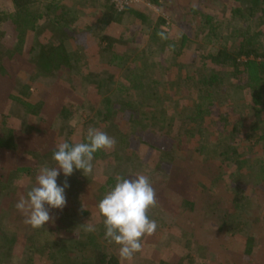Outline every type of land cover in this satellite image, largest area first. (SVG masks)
<instances>
[{"label": "rangeland", "instance_id": "obj_1", "mask_svg": "<svg viewBox=\"0 0 264 264\" xmlns=\"http://www.w3.org/2000/svg\"><path fill=\"white\" fill-rule=\"evenodd\" d=\"M34 1L38 10L49 14L46 13L47 4H51L53 0ZM60 2L61 7L56 13L57 20L53 21L52 18L47 17L40 21V25L47 28L41 35L42 38L45 37V43L58 45L61 41L64 42L68 54L65 56L71 59L68 62L62 61L58 69H55L57 65L53 62V73H48L50 74L48 76L39 73L40 76H36V79L32 66L23 65L21 68L22 64H13L16 71L20 69L21 73L17 74L12 70L14 76L12 89L10 83L6 85L11 92L18 96L22 94L24 99L32 103L39 99L43 89L45 91L42 94L46 92L45 98L48 100L60 94L59 98L61 97L62 100L60 98L59 101L62 105H71L73 108H70L73 114L63 119L48 108L45 120L41 118L43 115L26 114L24 109H21L17 131L22 133L21 136L18 135L22 148L15 155L14 167L7 172L10 176L16 173V178L11 188L12 195L6 204L9 210L4 208L7 211L3 215L5 238L13 240L12 247L20 257L18 264H63L64 261L59 263L57 261L63 258L60 254L63 247H70L79 255H84L83 252L87 250L95 254L97 249H101L110 256H116L120 264H241L242 260L237 255L241 254L243 257L242 251L246 249L247 237L254 238L253 245L259 253L255 264H264V193L255 187L257 172L251 168L250 173L242 175L236 167L225 169L217 163L219 158L216 152H220L219 148H225L229 143L221 140L217 132L220 127L223 128L225 121L222 122V119L227 118L225 113L230 110L229 108H226V111L220 109V113L215 114L214 129L210 126L213 123L212 119L205 128L202 126L207 131H204L205 136L210 138L212 136L211 144L213 142L218 144H212L207 150H200L195 155V151L199 150L198 146L184 137L185 143L180 147L185 149L180 155L182 154L184 158L191 156V162L206 172L202 174L200 169L197 177V182H205L206 188L209 187L207 195L199 202L200 209L197 215L187 213L182 208L180 195L167 177L170 168L147 156L144 158L145 154L140 150L151 144H157L153 141L150 143V140L158 139L163 131L159 121L167 119V116H161L164 110L168 112V116L176 118L196 100L199 89L196 82L188 78V75L194 74V77H198L195 68L198 60L202 54L213 52L206 46L197 44L194 38L191 46L185 50V55L175 60L172 52L163 49L166 43L161 40L152 42L149 35L150 28L162 24V20L164 22L161 26L162 30L173 37H178L184 32V26L192 22L198 26L205 24L209 26L206 21L212 15L218 22L225 24L230 16V8L239 5L234 0H159L158 5L153 0H61ZM112 5L118 13L125 11L126 8L141 11L145 17L152 20L151 26L150 21L143 24L134 23L131 16L122 15L119 18L120 24L117 25V22L109 27H103L98 23V16L102 12L111 10ZM193 7L197 10L201 9V15L194 16L190 9ZM14 11L12 0H0V14L8 15ZM242 24L241 32L248 36L253 32L264 34L263 14ZM228 28L229 33L232 32L235 24ZM126 32L130 35L127 40L122 36ZM134 35L141 38V41L139 42ZM103 38L106 40L103 44L105 50L97 53L96 44ZM122 40L125 43H122ZM132 41H135L133 46L137 47L136 53L131 49ZM232 41L231 39L229 43ZM213 53L215 54L216 50ZM216 68L222 69L218 66ZM222 71L224 86L221 94L225 98L233 96L228 98L230 104L234 103V107H237L236 113L240 118L243 115L242 119L236 115H233V119H229L231 125H234L232 120L237 125V131H229L232 134L230 139L240 147L241 161L263 160L264 141L259 143L256 141L258 137L264 135V112L259 119L250 117L248 113L251 96L244 85L245 82L233 77L230 69H222ZM54 79L69 86L62 87L59 84L52 86L51 82ZM141 80H144L145 84L159 80L161 91L159 100L153 99L150 103L143 101L144 104L139 102L143 105L138 107V110L126 108L123 101H127V97L136 91L135 88ZM6 95L2 98L5 103H7ZM136 95L140 98L143 90L137 89ZM148 105L158 112L154 124L155 131L148 134V131L142 132L141 127H130V129L125 127L128 118L126 112H137L140 117H144L145 114L141 115L140 111L144 112ZM112 109L118 114L109 115ZM89 127L98 128L114 137L116 140L114 149L100 150L104 155L98 157L100 159L94 158L91 175L85 176L82 170L74 169L73 174L67 177L70 185L65 189L67 204L63 210H50V215L55 217L54 222H48L40 229L25 224L24 216L16 209V203L21 197L27 198V192L35 185V177L41 165L47 163L49 166H56L51 151L44 149L43 145L51 143L55 145L63 141L70 144L86 142ZM133 133L140 136L145 133L146 136L138 137L137 141L135 139L131 144L130 137ZM126 134L128 135L124 138L123 135ZM251 135L253 138L248 140L247 137ZM177 136L179 137V134ZM122 139H125L123 143ZM38 141L43 143L40 144ZM127 141L129 146L132 145L134 148L127 147ZM204 158L206 159L203 160ZM16 168H26L29 171L17 173ZM220 173L224 175L216 181ZM130 174L148 176L155 188L157 206L150 209L148 214L157 222L158 227L154 234L143 238L141 252L136 253L131 261H122L119 256L120 246L105 239V227L98 203L114 187L117 176L127 177ZM64 180L65 176L61 171L57 178L58 185L63 186ZM216 191L221 193L222 204L218 206L221 217L226 210L229 211V208L235 209V202L238 204L245 195H247L245 203L248 202L238 213L231 210L235 216L229 217L227 226L220 232L217 231L216 223L219 218L214 217L216 211L214 209L208 211L205 208L208 203L207 197ZM251 220L254 229L249 232L242 231L240 226L242 221ZM88 221L95 225V232L84 230L82 225ZM86 237L93 238L89 243L91 246L86 248L83 245L80 249L81 239ZM58 249H61L59 253L56 252Z\"/></svg>", "mask_w": 264, "mask_h": 264}, {"label": "trees", "instance_id": "obj_2", "mask_svg": "<svg viewBox=\"0 0 264 264\" xmlns=\"http://www.w3.org/2000/svg\"><path fill=\"white\" fill-rule=\"evenodd\" d=\"M12 1L15 11L8 13V15L0 14V86L2 87V93L0 94V264H18L20 261L18 252H15L14 247H12L13 240L10 241V239L5 238L6 232L3 231L5 216L3 215L9 210L8 205L6 204L9 202V198L12 195L11 188L13 186V180L16 178V173H13V175L10 176L7 172L14 167L13 161L15 155L17 151L22 148V143L18 139V135L21 136L22 133L21 131H17V126L20 120L19 118L21 117V109H24L26 114L43 115V117H41L43 120L46 119L45 113L48 108H51V111H53L52 113L56 112V115L61 117V119L66 118V116H69L71 113L73 114V111L71 112V109H73L71 105L63 106L59 101L61 98H59L60 94L52 96V98H49L48 100V98H45L46 92L42 94L45 91V89H43L39 94V99L36 100L35 103H32L29 100L24 99L23 96H21L22 94L18 96L13 91L11 92L10 88L6 86L10 83L12 89L14 84L12 70L17 74L21 73L20 69L18 72L16 71L13 64H22L21 68H23V65L32 66L33 71H35L36 79V76H40L39 73L46 76L53 73V62H56L55 65L57 66H55V69H58L61 67L60 65L62 61L66 60V62H68L69 59H71L68 58V56H65L68 54L66 52L67 45L64 42L61 41L58 45L51 42L45 43V37L42 38L41 35L42 32L47 30V28H43L40 25V21L47 17L52 18L53 21L57 20L58 15L56 13L61 7V0H53L51 4H47L46 13L48 12L49 14H45L43 11L38 10L35 7L34 0ZM234 1L239 6L230 8V16L227 18L225 24L218 22L215 16L213 17L212 15V17H208L206 21L209 26H206V24L205 26H198L196 23L192 22L193 24L191 23L190 25L184 26V32L182 34L180 33L178 37H173L169 35L168 32L162 30L161 26L164 23L162 20V24L159 23L156 26H152L153 28H150L149 31L152 42L154 40H161V42L166 43V45H164L167 48L164 46L163 49L172 52L175 60H178V58L185 55V50L191 46L194 38L197 40V44L206 46V48H209V50H212L213 52L216 50L215 54L208 51L201 55L200 60H198V65L196 64L197 66L195 67L198 72V77H194V74L190 76L188 75V78L196 82V86L199 89V94L193 104L189 105L183 110V113H180L176 118L174 116H168V112L164 110L163 113H161V116H167V119L164 118V120L162 119L159 121V125L162 126L163 131L159 134L158 139L151 138L150 140V143L153 141L157 144H151L147 148H140L141 152L145 154L144 158L147 156L149 159L156 160L158 163H163L164 166L170 168V174L167 175L168 180L170 184L172 183L174 186L175 191L180 195L182 208L185 212L191 213L192 215H197V212H199V202H201L205 195H207L209 187L206 188L205 182H197V177L199 176L201 168L199 166L197 168V166L191 162V156H186V158H184L182 154L180 155L181 152L185 151L184 148L180 147L181 144L185 143L183 141L184 137H187V139L198 146L199 150H196L197 152L195 151V155L200 150H207L212 144H218L217 142L211 144L212 136L211 138L206 137L204 134V131L206 130H204V128L206 124L210 123L209 120L212 119L213 123L210 126L214 129L216 126V122L214 121V118L216 117L215 114L220 113V109H224L225 111L226 108L230 109L225 113L227 114V118L222 119V122L225 121L223 128L220 127L217 131L220 134L219 138L223 141H228L229 143L226 142L228 144L225 145V148H219L220 152H216L219 158L217 162L218 165L225 167V169H233L236 167L239 174L241 173L242 175L250 173L249 170L254 168V171L256 170L258 175L255 187L261 189V193H264V159L241 161V155L239 154L240 147L235 144L236 142L234 140L232 142V139H230L232 134L229 133L230 130L237 131L236 122L232 120L234 125H231L229 119H233V115H236L238 118L240 117L236 113L237 107H234V103L230 104L228 99L233 96L225 98L224 95L221 94L222 86H224L222 69H230L233 73L232 76L245 82L244 85L249 90L251 105L248 115L254 119H259L260 115L264 112V34L253 32L248 36L241 32V30H243L242 23L244 21L252 20L257 15H264V0ZM153 2L156 5L159 4V0H153ZM111 8L112 9L108 10V12H102V14L98 16V23L103 27H109L117 22V25L120 24L121 22L119 18H121L122 15L131 16L134 23L143 24L146 21H150V19L145 17V15L139 10L136 11L134 9L126 8L125 11L118 13L113 5ZM190 9H192L191 13L194 16L197 14L201 15V9L197 10L194 7ZM54 15H56L55 18ZM151 22L152 20L149 23L150 26L152 24ZM233 24H235V29L229 33L228 27ZM161 32L164 33L167 39H162L161 36L158 35ZM122 36L125 37L126 40L130 38L128 32L122 34ZM134 36L139 39V42L141 41V38L138 37L140 36L139 34L138 36ZM231 39L233 41L229 43ZM105 41V38H103L100 43L96 44L95 50H97V53L105 50L103 47ZM122 43H125V41ZM131 43L132 51L134 53L138 52L136 50L137 47L133 46L135 41H132ZM210 46L213 47L211 48ZM148 52L152 51L148 50ZM216 66L221 67L222 69L217 70ZM144 82V80H141L139 85L135 88L136 91L137 89L143 90V95L139 98L136 95V91H133L127 97V101H123L126 108L138 110V107H141V105L144 104L143 101L150 103L153 99L159 100L161 94L159 80H152L149 83L147 82V84ZM57 84L62 87L69 86L67 83H59L57 79H54L53 82H51L52 86H56ZM3 95L7 96V103L2 100ZM139 102L143 104H140ZM149 105L144 112L140 111L141 115L145 114L144 117H140L139 113L136 114L137 112H126L128 118H125L127 122L125 127H128L129 129L130 127H141L142 132L145 131L147 133L148 131V134L155 131L154 124L157 120L158 112L154 107H150ZM111 108H113V106ZM112 110L109 111V115L115 116L118 114ZM114 113L116 114L114 115ZM242 116L243 115H241L240 119H242ZM202 126H204V128H202ZM177 134H179V137ZM127 135L128 134L123 135V137L125 138ZM144 136H146L145 133L141 136L140 134L137 135L133 133L130 137V139H132L130 141L132 142L131 144H133L135 139L137 141L138 137L144 138ZM247 138L249 140L253 138V136L251 135ZM257 140V143H259V141H264V135L258 137ZM124 141L125 139H122V143ZM38 142L40 144L43 143L40 141ZM56 145L57 144L54 145L51 143L50 145H43V147H45L44 149L51 151L50 154L53 156ZM127 147L134 148L132 145L129 146L128 141ZM103 155L104 152L97 151L94 154V158L100 159L98 157ZM205 159L206 158L203 160ZM5 166H7V170H5ZM15 171H17V173H24L29 171V169L16 168ZM201 173L204 174L206 172L201 169ZM224 173L226 174V172ZM222 175L224 174H218L216 181H219ZM113 181L114 180H111V182ZM220 194L219 191H216V193L207 197L208 203L205 207L208 211L212 209L216 211L214 217L217 219L219 218L216 221L218 224L217 231L219 232L225 229L229 222V217L235 216L231 210L237 211L238 213L241 211L240 208L245 207L248 203H245V199L247 198V195H245L242 201L238 204L235 202V209L229 208V211L227 212L226 210L221 217L219 216L221 211H218V206H221L222 204ZM4 208H7V210H4ZM240 226L242 227V231L245 230L249 232L254 229L252 220L250 222L242 221ZM92 239L93 238L91 237L81 239L82 243L79 244L80 249H82L81 247L83 245H85V247L91 246L89 243L92 242ZM253 241V237H247L246 249L242 251L243 257L241 254L237 255L238 258H241L242 260L241 264L257 263V254L259 253L255 250ZM61 249L62 251L60 252ZM61 249L56 251L58 253L60 252L61 257H63L60 258V260H57L58 263L59 261H64L63 264H120V261L116 256H110L101 249H97L95 254H91L87 250V252H83L84 255L75 254L74 250L70 247H63Z\"/></svg>", "mask_w": 264, "mask_h": 264}, {"label": "clouds", "instance_id": "obj_3", "mask_svg": "<svg viewBox=\"0 0 264 264\" xmlns=\"http://www.w3.org/2000/svg\"><path fill=\"white\" fill-rule=\"evenodd\" d=\"M158 35L167 39L162 32ZM115 145L114 137L94 127L87 131V142L58 143L52 156L56 166L41 165L27 198L21 197L16 203V209L24 216V223L40 229L46 223L54 222L55 217L50 215V210H63L67 204L65 189L70 187L67 177L73 174L74 169L82 170L85 176L91 175L94 154L100 150H112ZM61 171L65 176L63 186L57 183ZM156 206V190L149 177L143 174L117 176L114 187L99 201L105 239L120 246L122 261H131L136 253L142 251L143 238L155 233L157 222L148 213ZM82 226L86 232L96 231L95 225L89 221Z\"/></svg>", "mask_w": 264, "mask_h": 264}]
</instances>
